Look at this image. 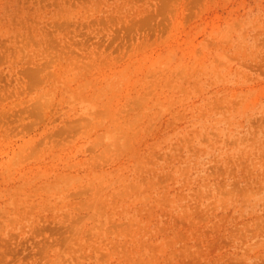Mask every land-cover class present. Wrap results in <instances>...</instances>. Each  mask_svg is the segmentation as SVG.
Returning a JSON list of instances; mask_svg holds the SVG:
<instances>
[{
	"label": "rangeland",
	"instance_id": "obj_1",
	"mask_svg": "<svg viewBox=\"0 0 264 264\" xmlns=\"http://www.w3.org/2000/svg\"><path fill=\"white\" fill-rule=\"evenodd\" d=\"M0 264H264V0H0Z\"/></svg>",
	"mask_w": 264,
	"mask_h": 264
}]
</instances>
